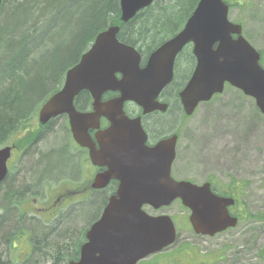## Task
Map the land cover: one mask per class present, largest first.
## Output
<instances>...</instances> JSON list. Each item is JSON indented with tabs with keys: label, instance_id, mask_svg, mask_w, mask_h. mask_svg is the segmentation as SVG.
<instances>
[{
	"label": "water",
	"instance_id": "1",
	"mask_svg": "<svg viewBox=\"0 0 264 264\" xmlns=\"http://www.w3.org/2000/svg\"><path fill=\"white\" fill-rule=\"evenodd\" d=\"M153 2L120 0L121 21L127 23ZM229 11L224 0H199L183 29L152 52L144 66L140 52L119 41L120 27H109L67 71L61 90L42 106L41 124L66 114L74 139L89 149L92 163L107 167L96 175L93 188H105L111 179L119 181L116 194L87 231L79 259L69 264H137L173 245L177 228L171 216L151 215L143 210L145 206L160 209L180 200L198 235L212 237L237 226L238 218L229 211L233 198L217 196L209 183L197 185L172 177L177 136L148 147L140 118L131 120L124 110L127 102H133L143 114L167 111L168 104L158 97L173 80L177 55L192 44L196 67L179 94L186 115L222 93L227 83L254 98L264 114L261 55L244 37L242 25L229 19ZM83 91L93 99L91 112L75 107ZM108 92L118 96L103 100ZM101 118L111 125L104 134H96L98 149L89 130L98 129ZM11 151V146L0 149V186L8 175Z\"/></svg>",
	"mask_w": 264,
	"mask_h": 264
},
{
	"label": "rangeland",
	"instance_id": "2",
	"mask_svg": "<svg viewBox=\"0 0 264 264\" xmlns=\"http://www.w3.org/2000/svg\"><path fill=\"white\" fill-rule=\"evenodd\" d=\"M225 1L232 3L229 19L242 24L245 38L261 52L264 67V0ZM193 68L194 60L188 51L184 52L178 59L175 94L184 86ZM64 77L65 73L61 78ZM173 96L172 93L168 95L171 105L169 114L173 106L178 105L179 110L174 111L178 115L174 117L177 116L179 123L173 128L180 131L177 158L173 165L174 177L196 184L210 180L217 188L226 190L231 185L232 193H238L234 211L240 218L236 227L210 237L194 233L188 219L190 211L180 201L161 208V211H149L150 208L146 207L152 215L171 216L178 227V237L167 250L150 256L141 264H158L165 258L173 262V256H176L175 264H264V115L253 98L231 85H226L224 92L215 95L209 102L200 104L191 116L183 114L178 98ZM40 107L41 103L34 111V118L29 120L33 124L30 129L38 125ZM154 121L159 123H156L155 129L167 130L158 119ZM27 132L14 136L11 141L19 143L10 162L8 181L11 180L12 187L17 189L27 184L35 185L24 195L5 197L4 200L7 185L0 190V219L4 220L3 230H0V264H54L59 251L57 247L43 243L38 250L35 240L39 229L49 227L60 216L74 209L76 214L71 217L70 223L78 232L83 227V236L79 234L70 240L71 234L60 240L59 235L54 236L56 226L47 232L52 241L60 237V243L69 245L66 250L61 248L64 254L60 255L61 264H68L79 253L86 230L100 216L108 195L92 194L86 200L87 205H82L84 202L77 200L86 199L90 194L86 192L84 198L73 201L77 203L63 206V201L58 200L61 193L67 189L72 191L88 187L92 180L93 170L88 157L74 145L64 117L50 126L41 141L36 140L33 134L21 140L29 135ZM25 149L24 156L19 158ZM21 173L28 177L24 186ZM38 176L42 178L38 179ZM93 198H96L95 203L90 205ZM54 201L57 210L51 214L36 211L38 207H45Z\"/></svg>",
	"mask_w": 264,
	"mask_h": 264
},
{
	"label": "trees",
	"instance_id": "3",
	"mask_svg": "<svg viewBox=\"0 0 264 264\" xmlns=\"http://www.w3.org/2000/svg\"><path fill=\"white\" fill-rule=\"evenodd\" d=\"M198 2L154 0L150 7L139 12L132 20L122 23L120 0H4L0 10V147L11 144L14 136L26 131L29 135L21 140L30 138L32 134L38 140L44 139L38 130L35 131L37 135L30 130L33 124L29 120L34 118L39 104L42 105L61 87L64 80L61 76L79 61L100 32L111 26H119L118 39L147 55L183 28ZM226 3L232 6V3ZM176 84L175 78L171 91ZM89 98L88 92H82L76 107L85 106ZM177 108L179 110L175 104L169 116L162 117L163 127H168L167 118L169 122L172 118L174 121ZM51 125L46 127V133ZM21 176L24 186L28 177L22 173ZM41 178L38 176V179ZM11 183L10 180L3 184L7 185L3 200L25 193L35 185L27 184L17 189ZM95 200L93 198L90 205H94ZM74 214L76 211H68L49 227L39 229L36 249L40 250L43 243L56 246L59 251L54 264L62 263L60 255L64 253L61 248L66 250L69 247L60 243V237V240L66 239L72 234L68 238L71 240L79 234L83 236V227L78 232L70 223ZM3 226L4 220L0 221V230H3ZM52 226H56L54 236H60L57 241H52L47 233ZM78 255L72 259H77ZM175 257L172 258L173 262L165 258L164 263L161 261L158 264H175Z\"/></svg>",
	"mask_w": 264,
	"mask_h": 264
},
{
	"label": "flooded vegetation",
	"instance_id": "4",
	"mask_svg": "<svg viewBox=\"0 0 264 264\" xmlns=\"http://www.w3.org/2000/svg\"><path fill=\"white\" fill-rule=\"evenodd\" d=\"M3 3H4V1H3ZM192 48H193L192 47V44H190L188 48H186L185 50H183V52L184 51H186V52L188 51V54L194 60V68H195V66H196V58H195V56L193 54V51H192L193 49ZM183 52L180 53L177 56L176 60H175V65H174V78H173V80L171 81L170 84H168L163 89V91L161 92V94L158 97V101L165 102L166 104H168L167 111H165V112H162V111H154V112H151V113L143 114L142 109L138 105H136L135 103H133V102H127L125 104V115L129 119L134 120V119L140 118L141 127L143 128V130H144V132L146 134V142H145L146 146H148V147H154L156 144H158V142H160V141H162L164 139L170 138L172 136H177L176 157H175V160L177 158V144H178V141H179V138H180V136H179V132L180 131H177L178 129H174L173 126L175 124H178L179 123V119L177 118V116L174 117L175 114L173 115L174 121L172 120L173 119L172 118L170 120L171 122L168 121L169 125H168V127H166V129L169 130L168 132H167V130L166 131H158L157 129H155L154 127L157 125L156 123H158V122L157 121H154V120L155 119H158L160 121V123H162V117L163 116L165 117V115H167V113H169V111L171 109L170 108L171 105L168 102L169 101L168 95L171 94V93H172V95H174L173 96L174 98H175V96L178 98V101L181 104V108H182L183 114L185 116H187L185 114V112H184V109H183L182 102L180 100L179 94L182 91V89L184 88V86H185V84H186V82L188 80L185 82L184 86L180 89V91H178L176 94H175V92L173 90L172 91L170 90L171 87H172V85H173V83H174V81H175V78H176L177 66H178V59L183 54ZM150 53L147 54V55H144V54L141 53L143 60H146L149 57ZM143 63H144V61H143ZM194 68H193V70H194ZM84 92H86V91H84ZM79 95L77 96L76 101L78 100ZM117 96H118V93L117 92H114V93L108 92V93H106L104 95L103 99L104 100H107V99H110V98H113V97H117ZM256 106H257V104H256ZM78 109L81 112H91L92 111V98H91V96H90L89 100H87L86 105L85 106H82V107H79ZM159 114H162V115L160 117H157V115H159ZM176 115H178V114L176 113ZM62 117H64L67 120V122H68L69 133L71 134L72 139H73V141L75 143L74 145H76L79 149H82L85 152L86 156L88 157L89 164H90V166L92 167V170H93V177H92V180H90V183H89L88 187H82L80 189H76V190H72V191L70 189H67L63 193H61V195L59 196L58 200L59 201H63V203H64V204H62L63 206H69V205H73V204L77 203V201H79L80 203H83L84 202L82 205H87L86 200H88V198H91L92 197V194H104L105 193L106 195H108L107 198L109 199V197H111V196H113V195L116 194L117 189H118V185H119V181L118 180H115V179H111L110 182H109V184L105 188H102V189H95V188L92 187V185L94 183L95 176L97 174H100V173L105 172V170L107 169V167L94 166L92 164V162L90 161V158H89V150L87 148H85V147L84 148L81 147L80 145H78L75 142V140L73 138V135H72V132H71V129H70L69 119H68V117L66 115L60 116V117H58L56 119H53V120H51L50 122H48L47 124H45L43 126H40L38 124L37 127H36V130H38L39 135L43 134L45 136L46 135V131H45L46 127L48 125H51L52 123H54L55 121H57L58 119H60ZM110 125H111L110 124V121H108L106 118H101L99 128L98 129H90L89 130V135L91 136L92 140L96 142V146H97L98 149H100V146H99L98 140L96 138V134L99 133V132L102 133V134H104L103 132L106 131V129L109 128ZM33 130H35V129L32 128V131ZM104 136L105 135H103V137ZM36 140H38V138ZM38 141H41V140H38ZM17 149L18 148L15 145V147L13 148V151H12V156H11L9 162H8L9 171H10V162H11V160L13 158V154H14L15 150H17ZM25 152H26V149L25 150H22V152L19 154V158H22L24 156ZM16 157L18 158V154L16 155ZM175 160H174V162H175ZM174 162H173V165H174ZM173 165H172V177L175 178L174 175H173ZM9 179H10V174H8V176L2 182V184H1L2 187H3V184L6 183ZM177 180H179V179H177ZM205 183H209L210 184L212 192L214 194H216L217 196H220V197H234L235 200H237V198H238L237 195H236L238 193H236V194L235 193H232V191H231L232 190L231 185L228 186V188H227L229 190L228 191L226 189L217 188L215 186V184H214L213 181L206 180L202 184H205ZM2 187L0 186L1 189H2ZM86 192H90V194L85 199L84 197L86 196ZM24 194L25 193H21L19 195H24ZM106 195H105V197H106ZM76 198H84V199L77 200V201L73 202ZM108 199H107V202H108ZM107 202H106V204H107ZM106 204H105V206H106ZM105 206H104V208H105ZM236 206H237V203L234 206L230 207L229 211H230L231 215L236 216L238 218V220H239L240 216L234 211V208ZM104 208H103V210H104ZM56 210H57L56 209V201H54L53 203H49L45 207H38L36 209V211H48V214H51L53 211H56ZM69 211H74V209L69 210ZM149 211H161V210H154V209L151 210L150 209Z\"/></svg>",
	"mask_w": 264,
	"mask_h": 264
}]
</instances>
